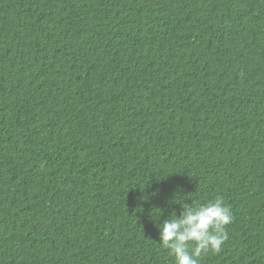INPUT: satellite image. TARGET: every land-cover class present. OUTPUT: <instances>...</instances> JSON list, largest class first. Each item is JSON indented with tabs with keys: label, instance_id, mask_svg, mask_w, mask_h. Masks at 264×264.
Wrapping results in <instances>:
<instances>
[{
	"label": "trees",
	"instance_id": "1",
	"mask_svg": "<svg viewBox=\"0 0 264 264\" xmlns=\"http://www.w3.org/2000/svg\"><path fill=\"white\" fill-rule=\"evenodd\" d=\"M217 198L200 264H264V0H0V264H175Z\"/></svg>",
	"mask_w": 264,
	"mask_h": 264
},
{
	"label": "clouds",
	"instance_id": "2",
	"mask_svg": "<svg viewBox=\"0 0 264 264\" xmlns=\"http://www.w3.org/2000/svg\"><path fill=\"white\" fill-rule=\"evenodd\" d=\"M181 205L179 216L173 211L158 225L159 239L175 264H200L203 254L220 252L229 239L226 228L233 220L231 209L221 198L200 205Z\"/></svg>",
	"mask_w": 264,
	"mask_h": 264
}]
</instances>
